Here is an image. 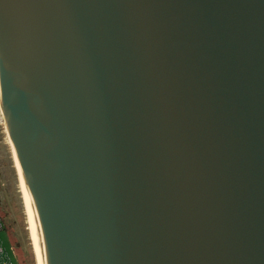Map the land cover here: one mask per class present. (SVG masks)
Segmentation results:
<instances>
[{
  "label": "water",
  "instance_id": "obj_1",
  "mask_svg": "<svg viewBox=\"0 0 264 264\" xmlns=\"http://www.w3.org/2000/svg\"><path fill=\"white\" fill-rule=\"evenodd\" d=\"M0 95L47 264H264V0H0Z\"/></svg>",
  "mask_w": 264,
  "mask_h": 264
},
{
  "label": "rangeland",
  "instance_id": "obj_2",
  "mask_svg": "<svg viewBox=\"0 0 264 264\" xmlns=\"http://www.w3.org/2000/svg\"><path fill=\"white\" fill-rule=\"evenodd\" d=\"M0 212L6 230L0 232V245L5 247L15 259L9 245V237L17 244L22 264H37L28 217L25 209L19 174L15 165L12 147L9 142L0 109Z\"/></svg>",
  "mask_w": 264,
  "mask_h": 264
},
{
  "label": "bare ground",
  "instance_id": "obj_3",
  "mask_svg": "<svg viewBox=\"0 0 264 264\" xmlns=\"http://www.w3.org/2000/svg\"><path fill=\"white\" fill-rule=\"evenodd\" d=\"M0 109L2 113V120L5 124V128L8 134L9 142L12 147L13 155H14V160H15V165L19 174V180H20V186L21 190L23 193V199H24V204H25V209L28 217V224H29V231L31 235V240L37 260V264H47L46 262V257H45V251H44V246H43V241L40 233V228L38 225V221L36 218L32 198L30 195V190H29V184H28V179H27V174L17 147V143L15 140V137L13 135L12 129L10 127V124L7 120L2 100H1V95H0Z\"/></svg>",
  "mask_w": 264,
  "mask_h": 264
},
{
  "label": "crops",
  "instance_id": "obj_4",
  "mask_svg": "<svg viewBox=\"0 0 264 264\" xmlns=\"http://www.w3.org/2000/svg\"><path fill=\"white\" fill-rule=\"evenodd\" d=\"M3 230H6V228L4 227ZM9 245L11 247V250L14 253L15 259L12 258L11 254L8 252V249L5 247V243L2 242V247L4 248V251L10 256L12 264H22L21 263V254H20V252L17 249L18 248L17 244L15 242H13V240H11L10 237H9Z\"/></svg>",
  "mask_w": 264,
  "mask_h": 264
},
{
  "label": "built area",
  "instance_id": "obj_5",
  "mask_svg": "<svg viewBox=\"0 0 264 264\" xmlns=\"http://www.w3.org/2000/svg\"><path fill=\"white\" fill-rule=\"evenodd\" d=\"M4 220L0 213V232L4 229ZM0 264H12L10 256L4 251L0 245Z\"/></svg>",
  "mask_w": 264,
  "mask_h": 264
},
{
  "label": "trees",
  "instance_id": "obj_6",
  "mask_svg": "<svg viewBox=\"0 0 264 264\" xmlns=\"http://www.w3.org/2000/svg\"><path fill=\"white\" fill-rule=\"evenodd\" d=\"M2 216V215H1Z\"/></svg>",
  "mask_w": 264,
  "mask_h": 264
}]
</instances>
